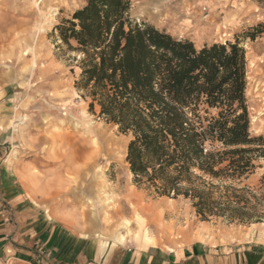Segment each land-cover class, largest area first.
I'll use <instances>...</instances> for the list:
<instances>
[{"label": "rangeland", "instance_id": "374dc122", "mask_svg": "<svg viewBox=\"0 0 264 264\" xmlns=\"http://www.w3.org/2000/svg\"><path fill=\"white\" fill-rule=\"evenodd\" d=\"M131 1L134 22L189 40L197 50L226 43L245 49L250 131L264 136V0ZM86 2L0 0V170L19 175L37 219L17 217L7 206L9 228L21 231L51 218L111 244L119 237L124 244L196 239L203 223L264 236V222H203L189 200L160 198L134 184L127 163L131 137L108 124L98 108L89 111L75 87L80 56L55 30ZM186 9L198 12L189 23L181 21ZM257 163L246 182L251 186L264 175V159ZM119 210L123 214L115 216ZM0 264L27 263L0 257ZM33 264L44 263L37 257Z\"/></svg>", "mask_w": 264, "mask_h": 264}, {"label": "trees", "instance_id": "16d2710c", "mask_svg": "<svg viewBox=\"0 0 264 264\" xmlns=\"http://www.w3.org/2000/svg\"><path fill=\"white\" fill-rule=\"evenodd\" d=\"M131 0H87L55 30L80 58L76 89L89 111L129 135L138 187L189 200L203 222H264V159L247 102L248 61L239 43L197 50L131 19ZM255 39V36H251Z\"/></svg>", "mask_w": 264, "mask_h": 264}, {"label": "crops", "instance_id": "0c3cea01", "mask_svg": "<svg viewBox=\"0 0 264 264\" xmlns=\"http://www.w3.org/2000/svg\"><path fill=\"white\" fill-rule=\"evenodd\" d=\"M19 181L17 173H11L8 168L0 170L2 259L27 264H33L37 257L44 264H264V236L229 232L209 223L201 224L196 239L172 238L161 243L134 240L129 244H124V237L111 244L79 236L60 220L51 218L21 231L10 229L7 206L17 217L26 219L28 215L37 221L30 196L24 187L20 189L23 184ZM114 214L123 213L119 210ZM39 226L40 230L36 231Z\"/></svg>", "mask_w": 264, "mask_h": 264}, {"label": "bare ground", "instance_id": "6f19581e", "mask_svg": "<svg viewBox=\"0 0 264 264\" xmlns=\"http://www.w3.org/2000/svg\"><path fill=\"white\" fill-rule=\"evenodd\" d=\"M186 12H188L187 14L184 15L183 19L181 21H187L188 23L191 22L189 18H191L192 16L194 18H197L198 12H194L192 11V9H186ZM191 12V13H190ZM209 18V17H207ZM204 22V21H203ZM200 24V23H199ZM211 24V23H210ZM216 25V24H214ZM218 25V24H217ZM219 28V27H218ZM211 29V28H210ZM209 30V29H208ZM222 30V29H221ZM185 31V30H184ZM192 31V30H191ZM187 33V30H186ZM136 211V210H135Z\"/></svg>", "mask_w": 264, "mask_h": 264}]
</instances>
